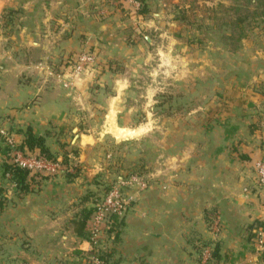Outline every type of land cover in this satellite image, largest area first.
Instances as JSON below:
<instances>
[{"label": "crops", "instance_id": "crops-1", "mask_svg": "<svg viewBox=\"0 0 264 264\" xmlns=\"http://www.w3.org/2000/svg\"><path fill=\"white\" fill-rule=\"evenodd\" d=\"M121 3L0 0V128L18 145L30 129L58 157L74 151L81 169L72 182L63 174L31 177V190L21 193L4 177V163L16 156L0 137V264H86L94 246L75 223L93 208L92 193L111 182L108 159L116 157H101L111 142L128 150L125 164L144 166L150 186L128 192L120 235L103 242L109 264H199L196 251L214 238L206 224L212 211L222 222L219 264H264L252 237L258 229H250L264 218L253 167L264 150V59L243 76L223 77L203 108L167 119L148 107L158 93L139 90L120 70L137 57L125 41ZM89 48L99 53L96 73L66 87Z\"/></svg>", "mask_w": 264, "mask_h": 264}, {"label": "rangeland", "instance_id": "rangeland-1", "mask_svg": "<svg viewBox=\"0 0 264 264\" xmlns=\"http://www.w3.org/2000/svg\"><path fill=\"white\" fill-rule=\"evenodd\" d=\"M119 1L122 2L119 5V9H122L121 14L126 16V25H129L124 33L125 41L131 46L130 48L133 47L132 50L138 57L133 56L132 68L124 67L122 62L120 70L132 75L133 79L138 81L139 90L145 91L147 88L152 93H158L157 101L148 107H153L154 112L162 111L163 114L160 113V115H164L167 119L172 112L176 115H184L192 108L193 111L203 108L214 93L220 94L223 77L234 79L240 75L243 76L248 66L254 67L259 59H264L261 53V47H264V0ZM144 6L148 11L141 13ZM102 15H104L103 12L100 13L101 17ZM145 15L153 22L152 27L145 26L143 22ZM119 17L120 14L117 15V18ZM139 30H141L140 33ZM144 37H147V40ZM85 51L87 50L84 49L81 53ZM97 54L99 57L98 52ZM98 66L99 63L97 69ZM86 77L82 76L81 80L76 82H83ZM70 82L73 80L66 84ZM140 82L148 85L143 86ZM73 85H75L74 82L68 88ZM189 95L192 99L190 102ZM167 119L165 123H168ZM134 120H138L136 116ZM131 148V156L137 157L138 145L133 144ZM103 153L105 154H101L102 158H107L109 154H114L116 158L115 162L112 161V157L108 159L113 167L111 169L109 166L110 169H108L111 182L104 184L97 194L92 193L91 198L94 204L106 194L117 179L126 175H143L148 183L146 190L149 189L150 179L143 171L144 166L139 164L137 159L130 165L125 164L124 154L127 155L128 150L123 149V144L111 142L105 146ZM76 156L73 151L71 157H67L71 167L69 173H73V168H79L78 164H74L73 158ZM64 158L59 157L58 160L62 161ZM68 172L62 174L66 175ZM146 190H142L141 186L137 185L129 191L144 192ZM128 192L127 196H129ZM130 200L133 199L130 198ZM261 203L264 208V202L261 201ZM216 219H218L219 227L217 224L209 226L206 221L214 238L210 242L201 244L196 251L199 264L206 262V255L212 256L218 243L215 239L222 229L219 214ZM262 222L264 223V218ZM104 232L106 233L107 230ZM104 232L99 245L94 247L93 251L97 254L98 250L99 256L105 253L102 246L108 235L106 233L104 236ZM108 234L111 233L108 232ZM256 234V241L262 255L264 254V230L260 228ZM89 253H92V250Z\"/></svg>", "mask_w": 264, "mask_h": 264}, {"label": "built area", "instance_id": "built-area-1", "mask_svg": "<svg viewBox=\"0 0 264 264\" xmlns=\"http://www.w3.org/2000/svg\"><path fill=\"white\" fill-rule=\"evenodd\" d=\"M86 50L87 51L79 54L72 64L70 74L74 83L80 81L82 76L94 75L97 71V51L90 48ZM73 82L69 84L65 83V86L68 87ZM0 137L13 149L15 155L18 157L15 162L20 167L28 170L31 177H55L59 174L68 172L71 168L70 166L66 167L63 165L60 160H48L41 156L38 151H27L26 154H24L19 148L20 145L15 142L14 137L2 128H0ZM253 167L256 176V191L264 202V150L262 151V155L255 160ZM147 184L143 175L132 174L119 178L106 194L94 204V212L88 223V230L90 233L89 241L94 247L99 245L104 231L107 230L106 233H108L112 230L115 219L118 218L121 220L127 214L132 203L130 197L127 196V192L137 185L141 186L142 190H146ZM214 224H217V227H219L218 219H216ZM217 232H219V230ZM91 250L92 254L87 255L86 264H106L105 260L100 258L98 250V255L93 253L94 248ZM204 252L206 253V251ZM211 258L212 256L206 255V262H203V264H208Z\"/></svg>", "mask_w": 264, "mask_h": 264}, {"label": "trees", "instance_id": "trees-1", "mask_svg": "<svg viewBox=\"0 0 264 264\" xmlns=\"http://www.w3.org/2000/svg\"><path fill=\"white\" fill-rule=\"evenodd\" d=\"M144 5V4H142ZM148 10L146 6L143 7L141 13H146ZM20 150L26 154L27 151H38L39 154L48 160L51 161H57L58 156L51 153V151L46 147L45 145V138L43 137H37L35 136L32 131L29 129L26 131V137L24 142L19 146ZM62 164L65 165L66 167L69 166V160L65 156L64 159H62ZM73 173L68 172L66 173V177L70 182H72L75 178H77L80 173L81 169L78 167L73 168ZM3 174L4 177L8 178L11 180V182L17 187V189L21 193H27L31 190V185H30V179L31 175L30 172L22 167H20L16 162H6L3 165ZM53 176H39V177H34V178H39V180H47L52 178ZM5 207V202L0 200V212L3 211ZM94 212V207L90 209H86L83 211L82 218L78 222H76V233L79 237L83 239H88L90 240V233L88 230V223L93 215ZM218 213L216 211H212L209 214H207L206 221L209 226L213 225L214 222L216 221ZM123 225V219L119 220L118 218L115 219L112 230L110 231L111 233H116V237L120 235V228ZM262 228L264 230V223L262 221H255L251 226L250 229L255 230V229H260ZM252 237L254 239L257 238L255 234H252ZM202 249V248H201ZM92 253H89L87 255H90ZM102 256V257H101ZM100 258L105 260L106 264H109L107 260V255H101ZM221 261V255H220V245L217 243L213 253H212V258L210 260L211 264H219ZM209 262V263H210Z\"/></svg>", "mask_w": 264, "mask_h": 264}]
</instances>
